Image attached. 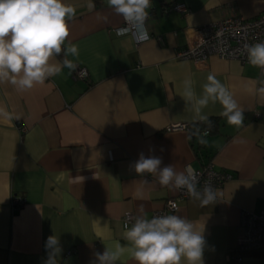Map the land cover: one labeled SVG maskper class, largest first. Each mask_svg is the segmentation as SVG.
Segmentation results:
<instances>
[{
  "label": "crops",
  "instance_id": "1",
  "mask_svg": "<svg viewBox=\"0 0 264 264\" xmlns=\"http://www.w3.org/2000/svg\"><path fill=\"white\" fill-rule=\"evenodd\" d=\"M97 1L89 11L88 0H66L77 10L68 39L79 50L68 59L86 68L87 78L74 79L64 68L25 93L0 84V107L12 117L0 116V264H45V243L54 234L59 264H94L95 253L126 246L124 212L151 218L177 194L134 171L141 153L160 158L161 168L211 163L230 173L215 204L201 207L189 197L171 214L204 228V264H264L262 251L233 258L242 211H264V100L256 94L264 70L248 60L212 55L196 63L178 56L194 27L227 15L253 19L264 13V0H152L143 43L117 36L122 17ZM176 2L186 14L168 8ZM63 58L62 52L56 60ZM209 73L228 86L244 122L229 125L221 105L210 102L203 113L217 125L189 133L200 120L180 96L182 82L190 77L199 96ZM118 264L136 262L125 254Z\"/></svg>",
  "mask_w": 264,
  "mask_h": 264
},
{
  "label": "clouds",
  "instance_id": "2",
  "mask_svg": "<svg viewBox=\"0 0 264 264\" xmlns=\"http://www.w3.org/2000/svg\"><path fill=\"white\" fill-rule=\"evenodd\" d=\"M106 3L125 22L126 26L117 30V36L130 35L136 43L149 40L146 20L152 0H106ZM87 7L89 11L94 9L92 0H88ZM76 11V7L66 0H0V84L10 83L18 93H25L37 85H44L50 77L61 74L64 68L75 71L77 65L68 57L78 58L79 50L68 38L70 21L75 18ZM243 50L249 64L264 70V41L245 44ZM62 52L63 60H56ZM182 83L180 96L194 111L195 118L210 125L203 109L210 102H218L222 107L220 115L229 125H243V109L228 86L215 74H208L199 96L190 77ZM256 94L264 100V83L256 89ZM0 116L12 118L4 107H0ZM200 142L205 143L203 139ZM161 163L160 158H146L141 153L133 167L137 174L155 176L160 186L170 190L185 189L201 207L216 203L217 190L211 184H206L202 191L197 189L199 173L192 165L186 164L183 171H177L173 165L161 168ZM84 179L83 176L74 178L82 183ZM141 181L142 184L149 183ZM140 211L143 212L142 205ZM124 228L123 238L127 245L116 243L113 247H106L102 254L95 253L94 264H118L125 254L136 264H204V228L198 230L191 220L175 214L151 218L140 214L129 216ZM45 248L48 251L45 264H59L62 251L59 237L55 234L49 236Z\"/></svg>",
  "mask_w": 264,
  "mask_h": 264
},
{
  "label": "built area",
  "instance_id": "3",
  "mask_svg": "<svg viewBox=\"0 0 264 264\" xmlns=\"http://www.w3.org/2000/svg\"><path fill=\"white\" fill-rule=\"evenodd\" d=\"M168 8L182 14L187 13L182 3L169 4ZM125 26L123 21L120 26L113 28V31L116 33L118 29ZM261 41H264V13L253 19L227 15L217 22L194 27L189 41L178 51V56L196 63L205 62L212 55L239 59L244 62L248 59L243 46ZM87 76L88 72L84 67L77 66L73 71L74 79H85ZM176 126L188 129V124H176ZM202 133L207 134L208 132L205 130ZM196 171L199 173L197 189L201 191L206 184H211L217 190L231 178L230 173L215 170L211 163L202 165ZM189 197L185 189L177 190L176 196L166 199L162 209L153 212V217L171 214L179 208L181 202ZM14 199L17 203L21 202L17 197ZM129 216L134 215L124 212L122 216L124 225ZM240 225L243 231L237 237L236 255L233 256L236 261H240L243 256L251 252H264V211L258 214L242 211Z\"/></svg>",
  "mask_w": 264,
  "mask_h": 264
},
{
  "label": "trees",
  "instance_id": "4",
  "mask_svg": "<svg viewBox=\"0 0 264 264\" xmlns=\"http://www.w3.org/2000/svg\"><path fill=\"white\" fill-rule=\"evenodd\" d=\"M209 120L211 121L210 125H209L208 122H205V121H202V122L198 121V122L190 123V125H189V133L193 132V134H194V133H197L198 131H200L202 129H208V131L212 130L217 125V121L215 119H213V118H209ZM254 253L255 252H251L248 255H255Z\"/></svg>",
  "mask_w": 264,
  "mask_h": 264
}]
</instances>
